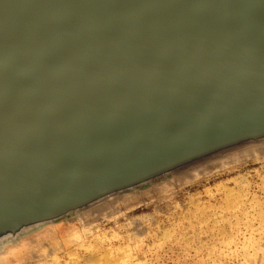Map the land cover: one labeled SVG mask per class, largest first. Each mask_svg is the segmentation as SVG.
Instances as JSON below:
<instances>
[{"label":"water","instance_id":"1","mask_svg":"<svg viewBox=\"0 0 264 264\" xmlns=\"http://www.w3.org/2000/svg\"><path fill=\"white\" fill-rule=\"evenodd\" d=\"M264 128V0H0V220Z\"/></svg>","mask_w":264,"mask_h":264},{"label":"rangeland","instance_id":"2","mask_svg":"<svg viewBox=\"0 0 264 264\" xmlns=\"http://www.w3.org/2000/svg\"><path fill=\"white\" fill-rule=\"evenodd\" d=\"M0 264H264V128L0 220Z\"/></svg>","mask_w":264,"mask_h":264},{"label":"bare ground","instance_id":"3","mask_svg":"<svg viewBox=\"0 0 264 264\" xmlns=\"http://www.w3.org/2000/svg\"><path fill=\"white\" fill-rule=\"evenodd\" d=\"M251 151V150H250ZM254 152V151H253ZM246 155H248V154H246Z\"/></svg>","mask_w":264,"mask_h":264}]
</instances>
